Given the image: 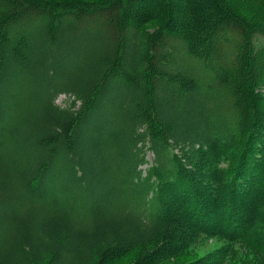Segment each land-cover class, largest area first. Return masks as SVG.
<instances>
[{"label": "trees", "instance_id": "1", "mask_svg": "<svg viewBox=\"0 0 264 264\" xmlns=\"http://www.w3.org/2000/svg\"><path fill=\"white\" fill-rule=\"evenodd\" d=\"M263 89L264 25L226 0H0V264L264 258Z\"/></svg>", "mask_w": 264, "mask_h": 264}, {"label": "rangeland", "instance_id": "2", "mask_svg": "<svg viewBox=\"0 0 264 264\" xmlns=\"http://www.w3.org/2000/svg\"><path fill=\"white\" fill-rule=\"evenodd\" d=\"M41 3H47L50 5H72L82 6L87 4L102 5L110 0H37ZM230 10L236 15L243 17L247 20H251L257 25H264V12L260 10L255 4L250 0H226ZM264 93V89L262 90ZM75 102V97L71 95H60L56 99V104L63 109L79 110L81 107V102ZM178 151V150H177ZM146 159L147 164L141 168L146 171L150 168L154 161V155L152 152H147ZM228 248L227 243L220 238H202L191 243L184 250L180 251L173 259L166 261L162 264H195L199 262L213 261L220 255V251H225ZM226 256L222 264H260V260L264 262V258L260 254L251 249L234 247L233 249L229 247L226 251ZM135 259L129 257L122 261L120 264H134ZM264 264V263H263Z\"/></svg>", "mask_w": 264, "mask_h": 264}, {"label": "bare ground", "instance_id": "3", "mask_svg": "<svg viewBox=\"0 0 264 264\" xmlns=\"http://www.w3.org/2000/svg\"><path fill=\"white\" fill-rule=\"evenodd\" d=\"M47 10V9H46Z\"/></svg>", "mask_w": 264, "mask_h": 264}]
</instances>
